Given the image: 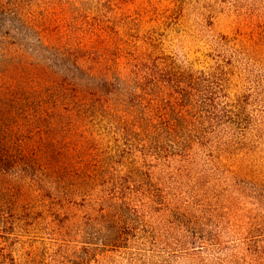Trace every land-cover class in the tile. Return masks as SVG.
<instances>
[{"label":"rangeland","instance_id":"rangeland-1","mask_svg":"<svg viewBox=\"0 0 264 264\" xmlns=\"http://www.w3.org/2000/svg\"><path fill=\"white\" fill-rule=\"evenodd\" d=\"M11 1L29 47L45 23L88 48L120 79L136 122L172 82L161 68L193 81L172 133L124 134L113 112L78 103L64 105L57 126L22 136L34 151L18 169L13 230L0 229L17 261L264 264V0ZM54 53L33 61L87 75ZM67 151L103 173L91 181L80 168L56 170ZM108 211L115 238L104 246Z\"/></svg>","mask_w":264,"mask_h":264},{"label":"trees","instance_id":"trees-1","mask_svg":"<svg viewBox=\"0 0 264 264\" xmlns=\"http://www.w3.org/2000/svg\"><path fill=\"white\" fill-rule=\"evenodd\" d=\"M17 9L18 5L13 1L0 0V229L6 233L13 230L12 220L17 215L21 197L18 169L34 151L28 137L22 136L35 135V131L57 126L59 117L67 110L64 105L78 103L113 112L124 134L138 130L151 139L162 130L172 133L180 128V121L185 117L180 105L190 98L188 88L193 82L191 77L177 76L167 68H161V73L174 76L175 79H170L174 85L164 84L162 90L157 91L151 109L143 111V118L136 122L137 112L126 108L128 100L124 97L120 79H108L99 64L91 63L93 56L88 48L63 42L61 37L52 35L53 29L50 32L51 26L45 23L37 25L36 43L29 47L24 41L26 20ZM52 49L56 56L67 57L76 70H85L87 75H77L67 67L62 72L52 73V66L48 63L33 61L36 53L52 57ZM158 81L160 79L156 80L155 87L162 84ZM165 88H171L168 92L170 104L164 100ZM156 112L157 118L154 117ZM73 155L74 152L67 151L62 159L56 161L54 168H80L85 173L84 178L91 181L99 178L96 172H100L99 175L103 173V166L85 165L83 158L79 159L82 162L74 161ZM110 214V211L102 214L104 224L101 227L108 232L102 237L104 246L115 238L109 224L112 221ZM4 242L0 241V264H22L14 256L13 244L7 240Z\"/></svg>","mask_w":264,"mask_h":264}]
</instances>
